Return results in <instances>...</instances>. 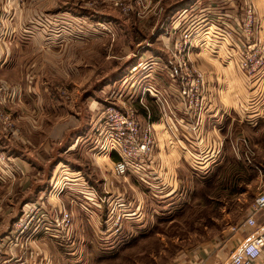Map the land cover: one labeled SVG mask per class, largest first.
I'll return each instance as SVG.
<instances>
[{"label":"rangeland","instance_id":"rangeland-1","mask_svg":"<svg viewBox=\"0 0 264 264\" xmlns=\"http://www.w3.org/2000/svg\"><path fill=\"white\" fill-rule=\"evenodd\" d=\"M120 1L113 0L111 7L116 9L114 16L118 28L125 34V40L134 42V45L141 40V34L145 36L144 39L154 37L155 39L149 41L150 44L154 42L153 50L154 48L159 50L160 59L150 58L138 67L131 63H122L124 51L120 47H114L113 41L117 38L114 39L112 36L111 52L107 47L108 44L104 43L105 46L102 47L99 45L100 51L105 49L104 51L111 57V75H106V71L100 70L101 73L95 75L98 83L85 89L87 91L94 87V90L89 91L88 94L83 91L79 100H82L83 96H92L98 98L101 104L104 103L103 105L111 103L119 106L121 105L119 96H122L121 99L126 97V100L130 101L129 104L136 109L138 122L143 128L146 122L142 118L139 96H145L142 102L153 113L161 110V114L170 115V98L164 100L160 96H183L184 89L192 88L194 90L190 96L205 94L202 72L197 68V64L202 61L198 53V45L192 47L191 38H185L186 33L198 32L199 20L198 16L195 17V13L199 10L200 0L187 10L182 8L176 10V7L182 6V0H124V3H119ZM88 7L96 13L102 9L98 8L94 1ZM87 22L82 19L77 22V28L81 30L77 35L79 41L90 38L88 34L91 31L85 32ZM93 30L102 31L105 27L96 22L92 26ZM121 41H124V37ZM104 51L96 55L98 56L96 63L106 56ZM131 51L137 53L136 48ZM241 56L244 57L243 54ZM182 61L187 64L185 67H181ZM104 89V94L98 95V92ZM262 93L260 89L256 96ZM108 97H111L109 103L106 101V98L109 100ZM82 106L78 102L79 112L86 108ZM5 108L4 106V110ZM100 109L99 107L93 119ZM157 119H159L157 128L162 126L163 132L157 134L154 127L156 143L152 154L153 157L160 154V176L140 179L135 173H128L126 178L141 193L138 197L140 200L138 205L135 198L127 197L123 192L112 199L99 197L96 193L90 192L92 195L89 197L90 200H87V196H84L87 201L74 198L71 194L75 193L83 197L79 194L82 189L92 191V187L89 188L86 182L77 186V181L67 175L69 179L64 181L65 185L61 192L56 197L54 192L50 195L52 198L53 196L58 198L57 208V204H52V200L48 197L53 176L48 175V169H51L57 159L52 160L44 169L39 168L40 171L45 172L39 177V181H29L24 184L21 182V185L16 186V191L10 194L7 191L11 189L9 186L21 177L17 176L13 181L0 178V264L1 260H5L3 264H27L29 247L33 244L36 247L37 243L46 246L48 255L45 261L39 254L37 264H190L197 258H203L208 264H224L237 244V242L232 244L228 242L234 239L233 236L230 237L228 228L237 223L243 224L256 194L264 191V133L263 137L257 135L251 136L250 139L240 138L239 145L234 144L232 140L233 143L220 152V157L211 162L207 170H204L206 168L204 165L196 161V157L188 159L190 161H186L180 169H172L168 145L170 131L164 124V122L170 124V119L168 120L167 116L155 117V120ZM245 119L248 124H255L257 120L251 122L247 117ZM258 119H264V114ZM0 131L6 135L1 126ZM159 139L168 141L160 150L156 147ZM252 142L256 147L252 146ZM21 144L16 145L18 153L21 152L20 148H23ZM73 154L76 156L69 154L65 160L81 166L82 172H86V175L89 173L90 177L97 180L98 174L102 173L107 182H111L110 188L119 192V186L125 181L112 176L108 161L99 159V163L93 159L89 149L86 152L76 150ZM175 170L178 172H173ZM167 171H170V177ZM60 179L59 173L53 176L55 189L59 187ZM84 179H87L86 176ZM27 185H31L30 190L36 188L40 191L39 194L45 192V195L37 197L39 195L37 193L31 198L26 196L27 193L24 191ZM166 188L170 190V196L163 198L161 191ZM71 199L75 201L74 204L70 203ZM117 200H120L118 203L122 212L125 210L132 212L131 206L135 202L138 209H133V212L140 213V220L134 222L137 217H133V213H128L131 217L126 216L118 225H114L110 217L114 213L112 208ZM27 202L30 203L26 209L21 210L23 203ZM38 207L40 211L36 210ZM28 208L37 212L31 214L33 220L20 235L15 232L18 228L17 223L25 218ZM60 212L68 214L70 218L67 228L60 226ZM93 214L96 219L91 218ZM68 232L70 236L68 241L61 242L59 234L63 238ZM13 246L22 250L26 248L22 253L23 256L20 250L18 252L14 249L13 254L15 252L16 254L12 257L10 254Z\"/></svg>","mask_w":264,"mask_h":264},{"label":"crops","instance_id":"crops-1","mask_svg":"<svg viewBox=\"0 0 264 264\" xmlns=\"http://www.w3.org/2000/svg\"><path fill=\"white\" fill-rule=\"evenodd\" d=\"M93 1L98 8H102L97 13L88 7ZM112 1L27 0L25 5L18 6L17 0H0L1 9L8 13V27L12 31V37L0 46V81L18 87V92L12 94L11 100L5 104V110L13 124L12 135H4L0 131V148L8 156L16 154L11 157L19 160L24 169L21 178L9 186V194L15 192L16 186L21 185V182L24 184L39 181V177L45 173L40 169L57 159L51 169H48L49 176L59 173L62 180V177L69 179L67 175H70L71 179L77 181V186L86 182L99 197L112 199L123 192L127 197L135 198L137 205L140 204L138 197L141 193L128 179L121 183L118 192L110 188L111 182H107L102 173L98 174L97 180L90 177L89 173L86 175V172H82L81 166L65 160L67 155H75L73 153L76 150H90L93 144V116L104 103L101 104L98 98L92 96H83V99L79 100V96L94 90V87L87 91L85 89L98 83L95 75H98L100 70L106 71V75H111V57L105 49L103 51L106 56L96 63V55L103 53L99 45L102 47L105 46L104 43L108 44L111 52L110 38H117L113 43L115 48L120 47L124 51L122 63H131L137 67L150 58L160 59L159 50H153L154 42L150 44L154 37L144 39L145 36L139 32L141 40L138 43L133 45L134 42L125 40V34L118 28L114 16L116 9L111 7ZM119 3H124V0ZM198 4L200 7L195 13L199 20L198 32L188 35L191 38V46L198 45V53L202 59L200 64H197L198 70L202 72L205 90L204 96H197L201 98L200 109L192 108L189 98L184 96H160L164 100L170 98V115L161 114V110L153 113L147 106L146 110L143 107L141 109L142 118L156 127L157 134L163 130L162 126L157 128L159 119L155 120V117L167 116L168 120L170 119V124L165 122L170 131V139H165H169L167 142L170 146L172 169H180L191 157H196V161L207 170L211 162L216 161L220 152L228 148L233 141L239 145L240 138L250 139L251 136L257 135L263 137L264 133V119H258L264 114V64L254 79L249 78L241 67L243 52H249L250 48L256 46L264 50V0H200ZM249 5L255 10L251 36L242 34L241 30L245 9ZM79 19L88 21L85 30L91 31L88 40L79 41L77 38L81 32L77 28ZM96 22L103 25L105 30L92 31ZM222 31L230 32V40ZM123 37L124 41H121ZM135 48L137 53L131 51ZM260 89L263 93L256 96ZM104 91L105 89L99 91L98 95L104 94ZM78 102L86 107L81 112L78 111ZM158 108L160 109V105ZM246 117L251 122L257 119L256 123L248 124ZM167 142L159 139L156 147L160 150ZM19 143H22L23 147L20 148V153L16 151V145ZM252 146L256 147L255 143L252 142ZM167 150L169 151V147ZM159 156L158 153L150 161L151 169H155V174H152L155 178L161 173ZM167 174L170 177V171H167ZM30 187L31 185H27L24 191L26 196L31 198L35 196L33 194L40 192L36 188L30 190ZM167 190L166 188L161 191V197L170 196V190ZM85 192L88 193L87 200H90L92 195L89 190ZM260 192L262 191L258 193ZM43 195L45 192L36 196ZM50 195L51 193L48 194L51 203L56 205L58 198H52ZM82 195L83 197H79L75 193L71 194L74 198L86 200L84 194ZM73 202L75 201L71 199L70 203L74 204ZM29 203H23L21 210H25ZM56 206L58 208V204ZM131 208L132 212L133 209H138L135 202ZM94 214L92 219H96ZM139 215L140 213L134 212L133 217H137L134 222L140 220ZM255 221L254 228L243 226L242 223L231 225L227 231L234 239L228 242L242 243L252 233L264 228V214H256ZM58 237L61 242H66L70 238L69 232L63 238L60 234ZM36 245L29 247L27 264H37L39 254L42 255V260L48 258L46 246L42 243ZM14 249L18 252L20 250L23 256L26 248L22 250L13 246L11 256L16 254H13ZM197 259H201L203 264H208L203 258ZM197 259L192 260L190 264ZM3 263L5 260H1V264Z\"/></svg>","mask_w":264,"mask_h":264},{"label":"built area","instance_id":"built-area-1","mask_svg":"<svg viewBox=\"0 0 264 264\" xmlns=\"http://www.w3.org/2000/svg\"><path fill=\"white\" fill-rule=\"evenodd\" d=\"M24 2L25 0H17L18 6L23 5ZM254 22L255 10L252 5H249L245 9V16L241 26L242 34L251 36ZM222 33L230 40V32L222 31ZM11 37L12 31L8 27L7 12L0 10V46L2 47L5 40H9ZM185 38L190 39L188 33L185 34ZM185 42L187 43V41ZM262 52L264 54V50L262 51V48L259 49L257 46L250 48L249 52H243L244 57L242 58L241 67L251 79H254L255 74L258 73L264 64ZM186 65L182 61L181 67H185ZM193 90L194 88L184 89L182 92L183 96L189 98V104L192 105V108L200 109L201 98L190 96ZM17 92V86H9L0 81V126L3 132L9 135H12L13 124L8 113L4 110V106H6L5 104L8 100H11V95ZM144 97L139 96V103L146 110L142 102ZM121 98L122 96H119L118 99L121 105L116 106L109 103V101L111 102V97H108L109 100L107 102L109 104L102 105L94 118V125L91 130L93 144L90 148L93 159L96 161H99V159L108 161L112 176L122 181L127 178L128 173H135L140 179L143 177H153L152 174H155V169H151L150 161L153 159V147L156 143L154 125L147 122L141 128L137 119L136 109L133 105L129 104L130 101L128 102L126 97L124 99ZM164 124L166 125L165 122ZM22 174H24V169L20 165V161L6 155L0 148V178L13 181L15 177ZM60 181L61 183L57 189H55L53 178L51 181L50 193L54 192L55 197L61 192V189L65 185L64 181L67 180L62 177ZM89 192L94 193L93 190ZM119 201L117 200V203L113 204L112 211L114 213L110 217L114 225H118L124 217L130 216L128 213L134 214V212H126V210L122 212L119 209L121 208V205L118 203ZM36 210L40 211L39 207ZM36 210L29 208L26 210V216L21 222L17 223L18 228L15 232L21 235L27 229L30 221L33 220V215L37 212ZM258 213L264 214V191L258 193L253 199L249 207V214L242 225L250 228L256 227L255 215ZM59 216L60 226L67 228L70 222L68 214L60 212ZM192 264H203V261L197 259ZM224 264H264V228L252 233L242 243H237Z\"/></svg>","mask_w":264,"mask_h":264},{"label":"trees","instance_id":"trees-1","mask_svg":"<svg viewBox=\"0 0 264 264\" xmlns=\"http://www.w3.org/2000/svg\"><path fill=\"white\" fill-rule=\"evenodd\" d=\"M196 1H197V0H182V2H183L182 6H181V7H176V10H179V9H181V8H182L183 10H187V9L191 8L192 5L196 3ZM81 189H82V188H81ZM86 193H87V192H85V190L82 189V191H81V195L84 194V196H87Z\"/></svg>","mask_w":264,"mask_h":264}]
</instances>
